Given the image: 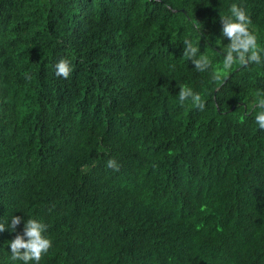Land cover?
Masks as SVG:
<instances>
[{
  "label": "trees",
  "instance_id": "1",
  "mask_svg": "<svg viewBox=\"0 0 264 264\" xmlns=\"http://www.w3.org/2000/svg\"><path fill=\"white\" fill-rule=\"evenodd\" d=\"M230 2L0 0V215L49 223L40 264H264V65L218 83L182 55L202 34L222 60ZM242 2L264 40V0Z\"/></svg>",
  "mask_w": 264,
  "mask_h": 264
},
{
  "label": "clouds",
  "instance_id": "2",
  "mask_svg": "<svg viewBox=\"0 0 264 264\" xmlns=\"http://www.w3.org/2000/svg\"><path fill=\"white\" fill-rule=\"evenodd\" d=\"M222 21L221 35L216 36L214 44L219 46L222 60L217 59V52L213 48L201 51L200 40L202 34L195 38L185 36L183 39V56L190 59L194 68L199 72L212 70V79L224 81L232 70L240 65H264V40L261 39L260 30L253 22L252 15L242 0H232L227 10H220ZM199 28V21H191ZM228 42H224V38ZM170 68H175L173 63ZM57 75L68 77L73 67L69 59L61 58L55 64ZM31 78L30 74H25ZM178 98L181 103L190 101L193 105L203 108L206 104L204 95L186 83L179 85ZM251 107L256 110L255 121L259 128H264V90L253 93ZM107 165L114 169L120 167L115 157L109 158ZM22 209V208H17ZM23 222V231L17 232L18 226ZM50 225L44 218L37 215L24 216L12 212L8 216L0 215V232L9 230L16 232L14 238L8 240L10 245V259L14 264H40L42 257L53 246V237L49 232Z\"/></svg>",
  "mask_w": 264,
  "mask_h": 264
},
{
  "label": "bare ground",
  "instance_id": "3",
  "mask_svg": "<svg viewBox=\"0 0 264 264\" xmlns=\"http://www.w3.org/2000/svg\"><path fill=\"white\" fill-rule=\"evenodd\" d=\"M48 125H49V124H48ZM48 128H49V127H48ZM51 128H52V127H51ZM44 130H45V129H44ZM46 130H47V129H46ZM51 130H52V129H51ZM51 130H48V131H51ZM55 130H56V129H55ZM52 132H53V131H52ZM46 133H47V136H48V135H49L48 132H46ZM50 136H51V135H50ZM50 136H49V137H50ZM39 137H40V136H39Z\"/></svg>",
  "mask_w": 264,
  "mask_h": 264
}]
</instances>
